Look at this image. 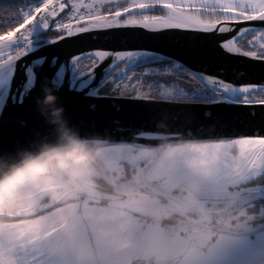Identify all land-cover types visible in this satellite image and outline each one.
Masks as SVG:
<instances>
[{
    "label": "snow or ice",
    "instance_id": "snow-or-ice-1",
    "mask_svg": "<svg viewBox=\"0 0 264 264\" xmlns=\"http://www.w3.org/2000/svg\"><path fill=\"white\" fill-rule=\"evenodd\" d=\"M21 14L22 19L14 26L0 31L2 113L9 103L23 107L36 87L38 75L44 73L50 85L58 88L62 80L71 79L82 93L90 96L105 97L111 93L121 99L148 104L177 102L205 109L218 105L230 109L259 106L264 111V79L235 83L196 71L184 60L153 49H88L64 61L44 59L46 56L41 54L36 56L39 61L35 57L25 66V80L13 88L16 61L23 56L69 38L129 29L161 38L179 35L193 42L214 40L206 53L208 56L243 57L264 63V27H261L264 0H40L30 11L22 10ZM46 32L56 34L49 38ZM17 34L22 43L15 40ZM22 49V56L17 55ZM105 60L110 63L97 80L96 69ZM37 63L41 65L36 67L39 73L33 70ZM137 69L143 79L136 75ZM56 95L59 96L58 92ZM26 126L21 120L20 127ZM163 126V122L158 125ZM135 136L143 140L165 134L137 128ZM216 142L223 146L225 155L230 154L242 173L253 180L264 179V127L243 138L217 137ZM250 243L244 239L237 241L241 249Z\"/></svg>",
    "mask_w": 264,
    "mask_h": 264
},
{
    "label": "water",
    "instance_id": "water-1",
    "mask_svg": "<svg viewBox=\"0 0 264 264\" xmlns=\"http://www.w3.org/2000/svg\"><path fill=\"white\" fill-rule=\"evenodd\" d=\"M257 23V22H251ZM240 27V26H238ZM264 27V25H261ZM230 35V33H229ZM221 37H217L219 39ZM215 41L193 42L179 35L168 37L151 36L141 30H120L113 33H92L73 37L58 44L45 45L40 52L23 56L16 61L17 71L13 88L25 80V66L36 56L44 55L55 60H70L74 55L88 49H108L112 51L157 50L184 60L196 71L212 73L235 83L259 81L264 79V63L251 59L208 56L206 53ZM22 56V53L20 54ZM39 61V57H36ZM96 69L97 80L103 75L105 65ZM41 65L37 63L34 71L39 73ZM58 92L59 96L56 95ZM46 94L56 97L55 103L43 108ZM61 99V101H60ZM41 102V103H38ZM62 109L59 123H53L52 111ZM210 112V113H206ZM26 127H20V121ZM163 122V127L158 125ZM264 127V111L255 109L228 108L218 105L210 109L192 108L183 103L148 104L140 101L121 99L116 96L96 97L82 93L71 79L62 80L59 87L50 85L47 74L38 75L37 84L23 107L9 103L2 113L0 109V171L17 162L24 154H39L44 148L65 146L67 134L87 144L98 147L112 144H128L136 148H164L187 143L215 142L217 137L232 135L243 138L258 133ZM137 128L156 130L163 137L138 139ZM167 134H170L167 135ZM107 182L115 184L104 175ZM86 195L101 200H117L120 197L108 192H85ZM149 196V195H147ZM153 202L166 199L155 195ZM257 200L264 199V192H257ZM182 213L192 215L193 223H213V219H200L193 210L181 203L166 199ZM264 230V224L242 232L226 231L233 235H250Z\"/></svg>",
    "mask_w": 264,
    "mask_h": 264
},
{
    "label": "crops",
    "instance_id": "crops-1",
    "mask_svg": "<svg viewBox=\"0 0 264 264\" xmlns=\"http://www.w3.org/2000/svg\"><path fill=\"white\" fill-rule=\"evenodd\" d=\"M54 178L59 175L48 172L19 191L0 194V264H231L233 246L238 264H264V230L233 235L214 221L178 224L95 200H57L37 209L32 200L37 203L39 194L51 202L47 190L55 187L45 185ZM240 239L251 243L241 249Z\"/></svg>",
    "mask_w": 264,
    "mask_h": 264
},
{
    "label": "rangeland",
    "instance_id": "rangeland-1",
    "mask_svg": "<svg viewBox=\"0 0 264 264\" xmlns=\"http://www.w3.org/2000/svg\"><path fill=\"white\" fill-rule=\"evenodd\" d=\"M15 40L22 43L20 34ZM7 52L5 45V54ZM188 144L194 147L187 148ZM222 148L217 142L177 144L163 150L141 149L128 144L98 148L88 145L86 161L82 155L70 157L67 161L60 159L51 166L48 172L60 178H54L53 183L45 185L47 188L55 187V192L47 190V200L51 195V202H42L46 197L43 194H39L37 203L34 199L32 202L40 210L57 200H95L125 205L134 213L152 219L168 218L177 219L178 224L193 223V216L172 206L166 200L170 199L193 210L200 219H213L221 231L242 232L263 225L264 199L257 200L255 197L257 192H264V185H251L257 180L242 173L235 160L230 154L225 155ZM235 151L239 152L238 145ZM105 174L113 183L122 184L111 186ZM31 185L35 189L39 187V184ZM59 186H62L61 189ZM87 191H106L120 198L101 200L86 195ZM152 195L166 199L153 202ZM175 225L174 222L172 227ZM233 248L231 264H238V254L234 252L235 246Z\"/></svg>",
    "mask_w": 264,
    "mask_h": 264
},
{
    "label": "clouds",
    "instance_id": "clouds-1",
    "mask_svg": "<svg viewBox=\"0 0 264 264\" xmlns=\"http://www.w3.org/2000/svg\"><path fill=\"white\" fill-rule=\"evenodd\" d=\"M56 97L46 94L42 101L43 108H47L55 103ZM38 103H41L38 101ZM62 109L52 111L53 123H59ZM65 146L63 148H44L39 154H24L21 158L8 166L7 171H0V194L9 195L14 191H19L30 183L47 176L51 166L60 159L69 160L73 155H83L87 160L86 144L79 139H75L67 134L64 135ZM194 150V149H193Z\"/></svg>",
    "mask_w": 264,
    "mask_h": 264
},
{
    "label": "trees",
    "instance_id": "trees-1",
    "mask_svg": "<svg viewBox=\"0 0 264 264\" xmlns=\"http://www.w3.org/2000/svg\"><path fill=\"white\" fill-rule=\"evenodd\" d=\"M40 3V0H0V31L7 30L8 28L14 26L19 20L22 19L21 11L24 10L28 12L31 10L32 7H35ZM55 32H46L45 35L51 38L55 36ZM136 75H139L141 79H143V74L140 72L139 69L136 70ZM108 96H113L111 93ZM200 143V142H196ZM91 145L94 148H98V146L94 144H87ZM172 146V145H171ZM80 157L82 155H73L71 157ZM122 184L118 183L117 185ZM264 185V179H258L255 183L251 185Z\"/></svg>",
    "mask_w": 264,
    "mask_h": 264
},
{
    "label": "flooded vegetation",
    "instance_id": "flooded-vegetation-1",
    "mask_svg": "<svg viewBox=\"0 0 264 264\" xmlns=\"http://www.w3.org/2000/svg\"><path fill=\"white\" fill-rule=\"evenodd\" d=\"M105 175H106V174H105ZM108 184H110L111 186H113L112 183H109V182H108ZM114 184H115L114 186L117 185V183H115V182H114ZM103 192H106V191H103ZM151 197H153V195H152Z\"/></svg>",
    "mask_w": 264,
    "mask_h": 264
},
{
    "label": "built area",
    "instance_id": "built-area-1",
    "mask_svg": "<svg viewBox=\"0 0 264 264\" xmlns=\"http://www.w3.org/2000/svg\"><path fill=\"white\" fill-rule=\"evenodd\" d=\"M75 26V25H74Z\"/></svg>",
    "mask_w": 264,
    "mask_h": 264
}]
</instances>
